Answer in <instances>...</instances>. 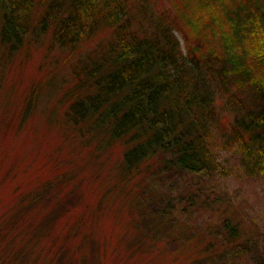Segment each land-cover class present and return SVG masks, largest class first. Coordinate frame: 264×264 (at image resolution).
Here are the masks:
<instances>
[{"label":"trees","instance_id":"trees-1","mask_svg":"<svg viewBox=\"0 0 264 264\" xmlns=\"http://www.w3.org/2000/svg\"><path fill=\"white\" fill-rule=\"evenodd\" d=\"M45 39L80 55L63 139L94 153L120 146L116 184L125 195L162 165L197 178L264 175V0H0L2 61ZM36 109L32 92L21 125ZM228 151L235 165L221 160ZM96 205L54 226L60 216L54 229L86 243L104 212ZM14 213L0 205V262L30 222ZM218 223L221 233L202 235L192 250L125 241L122 256L112 231L99 244L101 264H240L242 229Z\"/></svg>","mask_w":264,"mask_h":264},{"label":"rangeland","instance_id":"rangeland-1","mask_svg":"<svg viewBox=\"0 0 264 264\" xmlns=\"http://www.w3.org/2000/svg\"><path fill=\"white\" fill-rule=\"evenodd\" d=\"M79 56L61 52L45 39L9 62L0 58V205L10 204L16 218L30 220L0 264H101L99 244L112 231L117 232L114 239L119 240L121 256L126 254L125 241L135 250H192L202 235L221 233L216 225L222 219H231L242 229L240 250L245 252L239 263L264 264V175L197 178L162 165L135 181L125 195L116 184L120 146L94 153L63 139ZM32 92L37 109L21 125ZM238 158L232 151L221 153L225 165H235ZM96 204L104 212L94 230H88L86 243L75 233L64 235L57 226L54 229L56 223ZM74 228L85 229L81 223Z\"/></svg>","mask_w":264,"mask_h":264}]
</instances>
